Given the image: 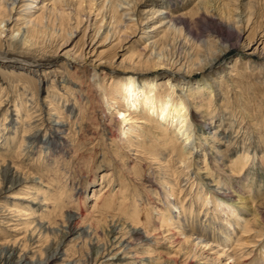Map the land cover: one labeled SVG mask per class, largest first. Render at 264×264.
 I'll return each mask as SVG.
<instances>
[{"label":"rangeland","instance_id":"rangeland-1","mask_svg":"<svg viewBox=\"0 0 264 264\" xmlns=\"http://www.w3.org/2000/svg\"><path fill=\"white\" fill-rule=\"evenodd\" d=\"M200 1L0 0L5 19L16 2L18 23H40L30 48L0 35V261L41 264L62 244L48 264H264V56L247 51L264 47V0ZM162 9L174 31L152 27ZM121 32L129 39L117 44ZM91 48L92 60L114 66L90 84L73 56ZM129 78L158 100L175 92L194 124L191 142L174 138L182 119L161 132L150 103L127 102ZM127 110L144 116L122 120ZM50 128L60 129L55 140ZM183 148L193 153L186 163ZM242 149L256 158L245 169ZM235 205L245 215L236 218ZM71 215L79 233L66 239ZM189 224L208 231L197 250L186 245Z\"/></svg>","mask_w":264,"mask_h":264},{"label":"bare ground","instance_id":"bare-ground-1","mask_svg":"<svg viewBox=\"0 0 264 264\" xmlns=\"http://www.w3.org/2000/svg\"><path fill=\"white\" fill-rule=\"evenodd\" d=\"M212 1H214V0H202V1H200L199 2V5L200 6H202V7H207V6H209V4H210V2H212ZM17 2V1H16ZM16 2H14V4L12 3V8H10L9 7V4H8V6L7 7H9L10 9H9V15L11 16L10 18H8V19H5V17H3V12L4 11H6L8 8H6L5 7V5L3 4V3H1L0 2V35L2 36V35H4V37H8V35L10 36V38L11 39H14L15 37H17V38H19V43H18V45H20V48L21 47H31V46H34V34H36V31L38 30H36V28L37 27H39V22H38V20H37V17L36 18H34L33 19V17H30V19H28V20H25L26 18H24V23H23V25H21L20 23H18L19 22V18H16V19H14V17H13V14H14V7H15V4H16ZM95 2V1H94ZM33 3V2H32ZM20 4V3H19ZM214 4V3H213ZM7 5V4H6ZM11 5V4H10ZM14 5V6H13ZM33 6V5H32ZM30 7V8H28V5L26 4V5H24V7H26V11H27V15L28 16H32L31 15V11H32V8L33 7ZM217 6V5H216ZM21 7V6H20ZM228 7V6H227ZM17 8V7H16ZM40 9H43V11H45L46 12V10L48 11L49 9H48V5H43L42 7H40ZM225 10V9H224ZM228 10V9H227ZM227 10H225L226 11V14H227ZM25 11V10H24ZM20 12V11H19ZM18 12V13H19ZM15 13H17V12H15ZM164 14H168V13H166L165 12V10L164 9H162V10H158V11H155V12H152L151 13V15H152V20H153V22L154 21H159V23L160 24H158V25H155L154 24V26H152V27H154V29H159V28H162V27H168L167 29L168 30H170V31H174V29H172V26L170 25L171 24V22H172V20L171 21H169V22H167V18H165V17H163V15ZM232 13L231 12H229L228 13V15L227 16H229V18L228 19H231L232 18V15H231ZM45 15V14H44ZM43 15V16H44ZM223 15H225V12H224V14ZM42 17V16H41ZM63 17H64V15H63ZM29 18V17H28ZM43 18H45V16L43 17ZM88 19V18H87ZM92 19V18H91ZM91 19H88V30L91 28V26H92V22H91ZM149 19V18H148ZM43 20V19H42ZM130 20V19H129ZM121 24L123 23V21H121L120 22ZM14 24V25H13ZM11 25H13V26H11ZM157 28H156V27ZM138 27H139V25H138ZM175 28V27H174ZM125 29V28H124ZM126 29H127V26H126ZM139 29V28H138ZM100 31H101V29H98L97 31H96V35H92V39H93V42H95V40L98 38L97 36H99V34H100ZM86 33H88V32H86ZM122 33V32H121ZM122 35L123 36H119V37H117V39H115L116 41L115 42H118L117 44H121V42H123L125 39L126 40H128L129 39V37H127L126 35H124V33H122ZM0 36V37H1ZM3 37V36H2ZM71 37V36H70ZM116 38V37H115ZM125 38V39H124ZM112 39V38H111ZM15 40H17V39H14V41ZM70 40V39H69ZM68 40V41H69ZM110 40V38H109V36H107L102 42H100V44H101V47H103V45H105L108 41ZM246 40V39H245ZM67 41V40H66ZM65 41V42H66ZM67 41V42H68ZM112 42V41H111ZM69 43V42H68ZM111 44V43H110ZM109 44V45H110ZM15 45V44H14ZM68 44H65V46H67ZM112 45V44H111ZM257 45V44H256ZM17 46V45H16ZM116 46V45H115ZM119 46V45H118ZM121 46V45H120ZM261 45L259 44V45H257V47L256 48H254L255 46H252V44L251 43H248V46H247V51L249 50V51H251V53L249 54V56H253V55H256L257 53H261L262 54V56H264V47L263 48H261L260 47ZM264 46V45H263ZM29 47V48H30ZM107 47V46H106ZM112 47H114V46H112ZM62 48V47H61ZM32 49H33V47H32ZM63 49V48H62ZM93 48H91L90 49V51H92V52H88V54L87 55H85V54H83V55H79V56H73V60L74 61H76V62H78V64H79V66L81 67V70L83 71V73H84V75H85V77L88 79V82L91 84V80L93 79V78H95V77H97V74L101 71V70H103L104 68H108V66H109V68H111V67H113L114 66V63H112L111 61L109 62L108 60L106 61L105 60V62H103V60H92L91 59V57H93V55H94V53L97 51L96 49H93ZM61 50V49H60ZM64 51V50H63ZM27 52V51H26ZM39 52V51H38ZM70 52L69 51H66L64 54H65V56H71V55H74V54H69ZM260 54V55H261ZM159 59H158V61H157V66H165L166 64H165V62L163 61V59L161 58V57H158ZM263 58V57H262ZM264 61V60H263ZM125 62H127V61H123L122 60V62L120 63V64H118V66H121V65H124L125 64ZM129 63V62H128ZM178 64V63H177ZM263 64V63H262ZM111 66V67H110ZM264 68V67H263ZM108 70V69H107ZM182 69L181 68H179V70L178 71H181ZM171 81V79H169V82ZM126 84H128V86H127V88H126V95H125V98H126V100H128L127 102L129 103V104H131V106H136V101H141L140 99H137V95H140V96H142V98H144V101L145 102H141V104H143V103H146V102H148V103H150L151 105H149L150 107H151V109H152V113L153 114H155V113H158L159 112V117L161 116L162 118H161V122H160V124L158 123L159 122V120H158V122H156L157 124L156 125H159L161 128H164V130H160L161 132L162 131H168L169 130V128H166L167 126H169V123L168 122H170L171 121V119L172 118H175L176 120L177 119H182V122H183V126L181 127V129H180V132H179V134H176L175 136H174V138H175V140L177 141V142H179L180 140H181V137H179V136H184V137H186L185 138V140L183 141V142H181V143H184L185 141H189V142H191V140L194 138V132H193V127H194V124L192 123H190V115H189V111H188V109H187V107H186V105H185V103H183V101L182 102H177V101H175L176 99H175V92L174 93H170L169 95H167V97L166 96H164V97H162V99L160 98V100H158V96L155 94V91L154 90H150V91H146L145 90V88H144V86L143 87H140V86H138V84H137V82L134 80V79H132V78H129L128 80H127V82H126ZM173 84V83H172ZM166 97V98H165ZM177 97V96H176ZM157 101H159V102H157ZM171 110H173L172 111V113H171ZM55 111H57V110H55ZM144 111H145V109H144ZM174 112H175V114H174ZM56 114H60L59 112H56ZM171 114H173V116L171 117ZM133 116V114L132 113H130L128 110L127 111H125L124 113H123V115H122V120H125V117H129L130 118V121L132 122V120L134 119V120H140L141 119V117H143L142 115H137V116H134V117H132ZM136 115V114H135ZM148 116V115H147ZM149 119V118H148ZM159 119V118H158ZM133 120V121H134ZM142 120V119H141ZM157 121V120H156ZM127 122V121H126ZM146 122H148V121H146ZM171 122H173V121H171ZM156 125H154V127L156 126ZM182 129H184V131H183V133L184 134H181V130ZM5 130H7V129H4V131ZM48 131H50V138L51 139H53V140H55V138H57L58 137V132L60 131V129H58L57 131H54L53 129H49ZM54 131V132H53ZM3 132V131H2ZM16 132V131H15ZM56 132V133H55ZM4 137V136H3ZM179 137V138H178ZM13 140V138H5V140L4 141H7L8 143H9V141H12ZM1 140V139H0ZM197 140V139H196ZM37 142V141H36ZM25 145H26V143H25ZM25 145H23V146H21L22 148L25 146ZM197 145V144H196ZM20 147V148H21ZM196 147V146H195ZM253 149V148H252ZM252 149H250V150H245V149H242L241 151V157H243L242 158V161H241V164H239V165H241L243 168H241V169H245V168H247V166L249 165V163H250V161L252 160V159H254L255 158V155H253V153L251 152V150ZM238 150V149H237ZM254 150V149H253ZM21 152H22V150H20ZM237 152V151H236ZM254 152L255 153H258L257 151H255L254 150ZM5 153V152H4ZM4 153H2V154H4ZM18 153H19V151H18ZM6 154V153H5ZM237 155V154H236ZM181 156H182V163H186L187 161H189V157L190 156H193V153L192 152H189L188 150H184V148L181 150ZM192 158V157H191ZM180 159V158H179ZM178 159V160H179ZM256 159V158H255ZM258 159V158H257ZM260 159V161H261V163H262V166H263V164H264V157H260L259 158ZM228 160V159H227ZM256 161V160H255ZM180 162V161H179ZM240 162V161H239ZM239 162H237V163H239ZM5 164V163H4ZM188 164V163H187ZM233 165V169L230 171L231 173H233L234 171L233 170H235L234 169V167H236L237 166V164L236 163H234V164H232ZM238 165V166H239ZM9 171V170H8ZM7 171V172H8ZM237 171V170H236ZM240 171V170H239ZM9 174V173H8ZM7 174V175H8ZM215 183V182H214ZM222 183L220 182V181H217V185L218 186H222L221 185ZM215 185H216V183H215ZM160 187V186H159ZM161 188V187H160ZM159 188V189H160ZM232 188H233V186L232 185H230V184H228L227 186H225L224 185V188L223 189H221V190H224V191H226L225 193H223L222 195H224L225 196V194L227 193V192H229V190L231 189L232 190ZM254 188V187H253ZM161 191H160V193L162 194H164L165 192H164V190L163 189H160ZM179 191V190H178ZM252 191V190H251ZM107 192V191H106ZM246 193V192H245ZM252 193V192H251ZM242 194V193H241ZM165 195V194H164ZM251 195V194H250ZM158 196V195H157ZM249 196V195H248ZM87 198V197H86ZM228 199H230L229 201H228V203H231L232 201V199L231 198H229V197H227ZM252 199L254 198H256V196H252L251 197ZM85 199V198H84ZM154 199H157L156 198V196L154 197ZM223 199V198H222ZM246 199L247 198H244V201H242L241 202V204H245V202H246ZM163 200L164 201H166L164 198H163ZM250 200V199H249ZM163 201V202H164ZM175 203V202H174ZM150 204H152V203H150ZM219 204V203H218ZM172 205V204H171ZM249 205V204H248ZM229 206V205H228ZM238 206H240V205H238ZM238 206H236L235 205V210H233L234 212H233V215L237 218V217H239V215H242L243 216V214L245 215V213H244V211L242 210L243 209V207H240V208H242V209H240ZM251 206V205H250ZM145 207V206H144ZM176 207H177V205H176ZM222 208V207H221ZM261 211V210H260ZM256 212V211H255ZM65 213V212H64ZM82 215V214H81ZM70 216V215H69ZM69 216H68V218H69ZM72 217L69 219V227H68V229L66 230V233H65V238L66 239H70V238H73L75 235H77L79 232V229H78V227L76 226V220H77V218L75 217V216H73V215H71ZM180 216V215H179ZM176 217L175 219L177 220V222H179L180 220V217ZM259 216H260V213H259ZM258 216V214H255V217H259ZM262 218V217H261ZM67 219V218H66ZM262 219H264V218H262ZM161 220V219H160ZM165 218L163 217V219L161 220V222H162V225L160 226V230L164 227V222H165ZM138 221V220H137ZM175 221V220H174ZM250 221V220H249ZM262 220L261 219H256V220H254V224L255 225H261L262 224ZM143 223V222H142ZM192 223V222H191ZM264 223V222H263ZM195 224H196V222H195ZM233 224V223H232ZM237 223H235V225H236ZM244 224V223H243ZM43 226V223H40V226ZM122 226V225H121ZM247 226V225H246ZM252 226V225H251ZM256 226V227H257ZM184 227V229H188L185 233L186 234H188L189 236L187 237V236H185V237H187L186 238V245H189V244H191L192 246H193V248L195 249V250H197L199 247H200V245L202 244L203 245V243H204V241L203 240H205L204 238L207 236L206 234H208L207 232L208 231H205V229H203L202 230V232H201V229L200 228H195V227H191V225L189 224V225H185V226H183ZM131 228V227H130ZM219 228V227H218ZM249 228V227H248ZM261 228H264V227H261ZM113 230H114V228H112ZM253 229V228H252ZM252 229H249V230H252ZM257 229V228H256ZM113 230H111L110 231V235H112V236H114L115 234H116V230H117V228H116V230L115 231H113ZM135 228H133L132 227V231L133 232H131V233H134L135 232ZM247 230V229H246ZM260 230V229H259ZM130 231V230H129ZM138 231V230H137ZM136 231V232H137ZM145 231V230H144ZM143 231V233L144 234H146V239L148 240V239H151V238H156L154 235L156 234V232H153V233H155L154 235L153 234H149L147 231L146 232H144ZM159 231V230H158ZM162 231V230H161ZM161 231H159L160 232V234H161ZM181 231V230H180ZM218 231V230H217ZM205 233V234H204ZM216 233V232H215ZM248 233V232H247ZM252 233V232H251ZM259 233V232H258ZM120 234V233H119ZM136 233H134V235H135ZM138 234V233H137ZM204 234V235H203ZM233 234V233H232ZM244 234V233H243ZM250 234V233H249ZM253 234V233H252ZM251 234V235H252ZM256 234V233H255ZM117 235H118V233H117ZM180 235V234H179ZM248 235V234H247ZM140 236H141V234H140ZM195 236H196V238H195ZM250 236V235H249ZM262 236V235H261ZM260 236V237H261ZM159 237H160V235H159ZM259 237V236H258ZM209 237H207L206 238V240L208 239ZM227 239V238H226ZM118 240V239H117ZM153 240H155V241H157L158 240V237H157V240L156 239H153ZM253 240V239H252ZM149 241V240H148ZM148 241H146V242H144V243H148ZM152 241V240H151ZM258 241V240H257ZM115 242V241H114ZM122 242V241H121ZM66 243V242H65ZM116 243H118V242H116ZM116 243H114V244H116ZM120 243V242H119ZM123 243V242H122ZM143 243V244H144ZM153 243V242H152ZM249 243V242H248ZM129 244V243H128ZM134 244V243H133ZM149 244V243H148ZM252 244V243H251ZM62 245V244H61ZM60 245V246H61ZM112 245H113V243H112ZM121 245H123V244H121ZM135 245H137V244H135ZM151 245V244H150ZM244 245V244H243ZM59 246V247H60ZM123 246H125V245H123ZM130 246H132V249H133V245L132 244H130L129 246H128V249H129V247ZM141 246V245H140ZM59 247H58V249H56V251H55V253H53L52 255H51V257L49 258V260H47L46 262H41V264H48L49 262H50V259H52L51 261H53V260H58V257H57V252H58V250H59ZM125 247H127V246H125ZM153 247V246H152ZM247 247V246H246ZM122 249H124V247L122 248ZM127 249V248H126ZM131 248H130V250H132ZM142 249H143V247H142ZM247 249V248H246ZM127 251V250H126ZM129 251V250H128ZM136 251H138V250H136ZM136 251H133V252H136ZM144 251H146L147 252V254L146 255H148V254H150V252H151V248H150V246L148 245V247H147V249H145L144 248ZM153 251V250H152ZM201 251V250H200ZM131 253H132V251H130ZM111 253V252H110ZM132 254H134V253H132ZM60 255V253H58V256ZM137 255V254H136ZM136 255H134V256H136ZM61 256V255H60ZM63 256V255H62ZM138 256V255H137ZM25 257V256H24ZM131 257V256H130ZM129 257V258H130ZM136 258V257H135ZM138 258V257H137ZM23 258H20L19 260L21 261ZM59 259H61V258H59ZM8 260V259H7ZM7 260H2V261H0V264H8V261ZM7 262V263H6ZM10 262V261H9ZM245 263V262H244ZM18 264H20V262L18 263ZM21 264H34V263H29L28 261H27V257L25 258V260H24V262H22ZM40 264V263H39ZM149 264V263H148ZM187 264V263H186ZM190 264V263H189ZM250 264H255V262H252V263H250Z\"/></svg>","mask_w":264,"mask_h":264}]
</instances>
